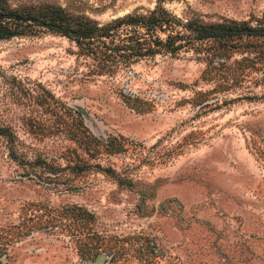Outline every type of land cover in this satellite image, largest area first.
<instances>
[{
	"label": "rangeland",
	"instance_id": "374dc122",
	"mask_svg": "<svg viewBox=\"0 0 264 264\" xmlns=\"http://www.w3.org/2000/svg\"><path fill=\"white\" fill-rule=\"evenodd\" d=\"M4 1L100 23L157 2ZM163 3L208 21L255 24L264 10V0ZM230 51L221 80L193 48L107 70L40 25L0 38V264H264V68H236L243 52ZM91 133L124 135L125 148H88ZM71 204L93 213L92 237L60 212Z\"/></svg>",
	"mask_w": 264,
	"mask_h": 264
},
{
	"label": "trees",
	"instance_id": "16d2710c",
	"mask_svg": "<svg viewBox=\"0 0 264 264\" xmlns=\"http://www.w3.org/2000/svg\"><path fill=\"white\" fill-rule=\"evenodd\" d=\"M35 25L68 36L107 70L159 52L174 54L182 48L202 51L206 59L203 73L219 76L221 80L229 75L224 72L231 70L228 59L232 49L243 52L235 60L236 68H264V10L255 24L236 19L208 21L194 11L178 15L167 8L163 0H157L154 7L146 12L125 13L100 23L86 15L71 14L60 6L53 5L34 13L10 8L4 0H0V38L24 33ZM0 133H6L5 128L0 126ZM125 139L124 135L99 138L91 133L85 134L82 141L88 148L101 144L105 150L114 152L125 148ZM10 154L13 156V151ZM83 169L80 165L76 171ZM104 169L110 174L113 172L110 167ZM118 181L121 182V179ZM62 211L82 235L92 237L96 233L92 227L93 213L86 207L71 204L62 207ZM55 217L53 214L51 218L54 222L44 226L55 225V219H58ZM21 224L28 229L37 226L35 223L28 225L25 221ZM80 233L76 237L78 249L87 256L86 241Z\"/></svg>",
	"mask_w": 264,
	"mask_h": 264
},
{
	"label": "water",
	"instance_id": "95a60500",
	"mask_svg": "<svg viewBox=\"0 0 264 264\" xmlns=\"http://www.w3.org/2000/svg\"><path fill=\"white\" fill-rule=\"evenodd\" d=\"M99 257H102V255H101V254H99V255H98V258H99ZM98 258H97V259H98ZM97 259H95V261H96Z\"/></svg>",
	"mask_w": 264,
	"mask_h": 264
}]
</instances>
